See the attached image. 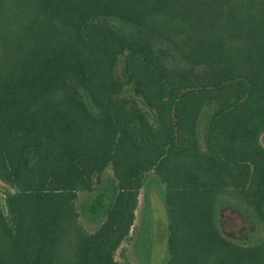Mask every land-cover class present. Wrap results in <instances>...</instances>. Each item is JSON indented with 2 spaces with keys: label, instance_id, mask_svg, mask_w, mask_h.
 Returning <instances> with one entry per match:
<instances>
[{
  "label": "trees",
  "instance_id": "1",
  "mask_svg": "<svg viewBox=\"0 0 264 264\" xmlns=\"http://www.w3.org/2000/svg\"><path fill=\"white\" fill-rule=\"evenodd\" d=\"M263 137L264 0H0V264H128L149 181L162 264H264Z\"/></svg>",
  "mask_w": 264,
  "mask_h": 264
},
{
  "label": "rangeland",
  "instance_id": "2",
  "mask_svg": "<svg viewBox=\"0 0 264 264\" xmlns=\"http://www.w3.org/2000/svg\"><path fill=\"white\" fill-rule=\"evenodd\" d=\"M200 134H202V128L200 129ZM261 140L264 144V137ZM107 174L110 175L109 170H107ZM106 185L107 183L104 184V186ZM146 188L152 209H143L144 192L141 191L138 198V206L135 210V221L133 222L129 238L121 244L115 253V259L119 262L150 264V259L153 256L152 264L163 263L166 216L158 196V191L162 190V186L155 181H149ZM4 189L5 186L0 182V203L2 206L4 205L2 195ZM150 212L151 218L149 216ZM81 218L86 229L92 228L97 221V219L91 220L83 214ZM219 226L224 236L239 243H245L252 235L264 236V227H256L246 222L238 213L230 210L222 211L219 214ZM151 240L153 247L152 251H149V247L152 246H150ZM153 248L156 249L154 252Z\"/></svg>",
  "mask_w": 264,
  "mask_h": 264
}]
</instances>
